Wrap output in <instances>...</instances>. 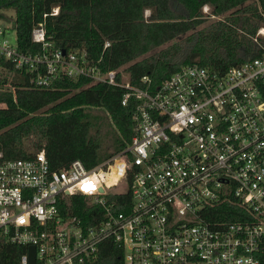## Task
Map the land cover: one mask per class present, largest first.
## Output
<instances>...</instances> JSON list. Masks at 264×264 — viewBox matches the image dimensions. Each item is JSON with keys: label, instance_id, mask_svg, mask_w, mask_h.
Segmentation results:
<instances>
[{"label": "built area", "instance_id": "1", "mask_svg": "<svg viewBox=\"0 0 264 264\" xmlns=\"http://www.w3.org/2000/svg\"><path fill=\"white\" fill-rule=\"evenodd\" d=\"M11 29L0 23V91H12L2 80L16 72L35 73L43 89L63 77L119 85L123 105L135 103L134 137L92 168L0 152V264H101L108 242L118 264H264V52L224 72L184 67L156 88L144 77L139 88L85 51L55 48L44 24L35 55L20 52ZM77 200L87 214L74 213ZM226 201L242 214L212 220Z\"/></svg>", "mask_w": 264, "mask_h": 264}, {"label": "trees", "instance_id": "2", "mask_svg": "<svg viewBox=\"0 0 264 264\" xmlns=\"http://www.w3.org/2000/svg\"><path fill=\"white\" fill-rule=\"evenodd\" d=\"M205 7L209 15L203 13ZM11 10L20 52L44 51L33 42L34 27L44 24L46 41L55 48L85 51L91 64L105 73L116 71L119 83L124 75L139 88L145 87L144 77L156 88L184 67L224 72L264 52V37L258 36L264 28V0H0V18ZM210 17L218 19L207 23ZM35 76L16 72L10 81L2 80L13 88L0 91V152L5 159H30L44 151L52 170L75 160L92 168L132 142L135 103L123 105L124 88L63 77L43 89L32 83ZM98 111L106 113L112 130L103 129ZM76 202L80 207L74 213L87 214L82 200ZM238 212H243L240 206L226 201L211 218ZM120 259L121 251L108 242L101 264Z\"/></svg>", "mask_w": 264, "mask_h": 264}, {"label": "rangeland", "instance_id": "3", "mask_svg": "<svg viewBox=\"0 0 264 264\" xmlns=\"http://www.w3.org/2000/svg\"><path fill=\"white\" fill-rule=\"evenodd\" d=\"M210 11H211L210 9L208 11H206L205 8L203 9V13L205 15H209ZM149 16H150V13L146 12V17H149ZM216 19H218V18L210 17L207 23L212 22V21H214ZM15 20H16V13H15L14 10L2 12L1 18H0V23L3 24V25H6L8 27L9 26L12 27V29H11L12 30V34L10 36H8L12 40V42H15L16 39H17V32H16V29L14 27ZM262 37H264V36H262ZM96 114L102 119V127H103V129H105V131H107V129L112 130L111 126H110V122H109V120H107L106 113L103 112V111H98ZM25 145L27 147H29V149L31 148L30 149L31 151H34L33 148H32L33 144L31 143V141L25 142Z\"/></svg>", "mask_w": 264, "mask_h": 264}, {"label": "water", "instance_id": "4", "mask_svg": "<svg viewBox=\"0 0 264 264\" xmlns=\"http://www.w3.org/2000/svg\"><path fill=\"white\" fill-rule=\"evenodd\" d=\"M64 53L66 52V51H63ZM32 251H33V254H34V248L32 249Z\"/></svg>", "mask_w": 264, "mask_h": 264}]
</instances>
